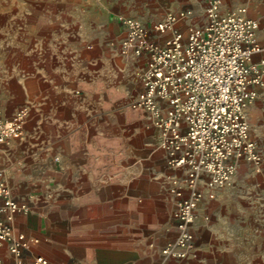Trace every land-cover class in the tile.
Listing matches in <instances>:
<instances>
[{
  "label": "crops",
  "instance_id": "1",
  "mask_svg": "<svg viewBox=\"0 0 264 264\" xmlns=\"http://www.w3.org/2000/svg\"><path fill=\"white\" fill-rule=\"evenodd\" d=\"M226 1L245 5L264 44V0ZM183 3L195 2L0 0V107L6 117L20 106L28 110L24 136L0 145V171L12 196L29 206L15 214L14 226L37 238L22 252L26 261L42 255L55 264H264L261 97L245 110L260 163L241 159L214 198L203 195L187 256L161 254L176 237L168 187L181 170L167 164L161 132L146 111L130 105L141 89L139 66L120 51L117 16L149 22L189 8Z\"/></svg>",
  "mask_w": 264,
  "mask_h": 264
},
{
  "label": "built area",
  "instance_id": "2",
  "mask_svg": "<svg viewBox=\"0 0 264 264\" xmlns=\"http://www.w3.org/2000/svg\"><path fill=\"white\" fill-rule=\"evenodd\" d=\"M193 17V9L183 7L149 22L117 16L123 30L120 51L132 54L139 66L141 89L130 105L146 111L161 132L167 164L181 170L168 187L176 237L161 248L163 257L173 259L190 252L192 223L203 195L214 198L241 159L259 164L262 157L245 116L248 104L264 99L259 91L264 82L259 23L245 6L223 9L221 0H206L201 20ZM27 113L20 106L6 117L0 107V145L24 136ZM28 209L12 196L0 171V250L11 256L7 260L0 253V264H55L42 255L31 262L22 256L37 241L14 226L15 214Z\"/></svg>",
  "mask_w": 264,
  "mask_h": 264
},
{
  "label": "rangeland",
  "instance_id": "3",
  "mask_svg": "<svg viewBox=\"0 0 264 264\" xmlns=\"http://www.w3.org/2000/svg\"><path fill=\"white\" fill-rule=\"evenodd\" d=\"M221 1H222V8L236 9L240 6H245L244 4H241V3H239L237 5H229V3L226 0H221ZM194 2L195 3L193 5L189 4V6H186L187 4L183 3L184 4L183 6L192 8L194 11L193 19H195L196 21H200L202 18L203 10H204L205 0H194ZM237 171L239 172V168Z\"/></svg>",
  "mask_w": 264,
  "mask_h": 264
}]
</instances>
